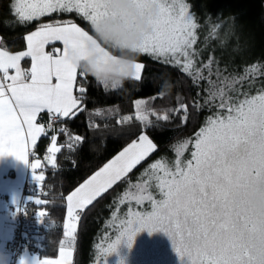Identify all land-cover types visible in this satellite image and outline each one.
<instances>
[{
  "label": "snow or ice",
  "instance_id": "obj_1",
  "mask_svg": "<svg viewBox=\"0 0 264 264\" xmlns=\"http://www.w3.org/2000/svg\"><path fill=\"white\" fill-rule=\"evenodd\" d=\"M138 2L141 7L151 3L158 8L151 21L152 31L145 36L138 54L178 67L197 86L206 82L204 105L216 111L192 137L173 145L174 160L162 157L154 161L133 182L130 174L158 147L146 131L155 126V110L147 106V101L134 102L140 135L65 197L59 258H38L35 264H73L83 214L124 181L128 187L119 204H127L128 208L117 226L118 234L104 250L105 257L117 253L122 243L131 249L137 234L146 230L150 235H167L182 264L185 258L188 264H264V211L249 205L252 193L264 194V86L255 94L244 90V82L251 87L250 77L254 80L264 72L250 65L243 74L226 75L218 67L213 69L211 56L206 63L199 62V52L194 48L198 24L186 0ZM14 5L19 24L53 13H76L92 27L107 15L104 0H14ZM25 40L26 50L15 53L0 43V155L14 156L28 165L39 190L45 176L38 171L41 160L29 159L34 155L29 146L35 149L38 140L49 137L51 132L44 159L55 165L56 154L65 147L74 151L73 142L83 141V137L70 132L66 122L74 120L86 107L83 101L87 88L77 86V81L79 77L87 83L89 76L78 70L69 52L78 51L83 57L90 45L106 56L108 52L97 44L93 34L72 22L42 24ZM56 42L62 44V49L46 51ZM25 58L30 59V68L22 67ZM134 67L133 80L140 81L145 65L136 61ZM74 91L81 95L78 97ZM164 96L161 88L152 99ZM193 106L197 110L201 107L199 102H193ZM167 111L183 112L181 126L188 122L187 104L180 103ZM42 113L48 114L47 126L39 122ZM130 119L126 116L117 123ZM162 119L168 121L169 116ZM56 124L58 128H54ZM61 134L65 144L58 145ZM190 145V158L185 159ZM31 199L38 206L45 203L39 198ZM145 204L147 208L142 207ZM44 215L38 214L41 218Z\"/></svg>",
  "mask_w": 264,
  "mask_h": 264
},
{
  "label": "trees",
  "instance_id": "obj_2",
  "mask_svg": "<svg viewBox=\"0 0 264 264\" xmlns=\"http://www.w3.org/2000/svg\"><path fill=\"white\" fill-rule=\"evenodd\" d=\"M186 2L198 24L197 43L194 48L199 52V62L206 63L211 56L214 61L213 69L218 67L226 75L243 74L250 65H257L264 72V0ZM14 7V0H0V43L12 51L25 49L26 34L46 21L74 20L92 32L90 22L76 13H53L30 23L19 24L16 22ZM137 60L145 65L141 73L142 79L128 81L121 89L105 90L104 86L90 76L87 83L78 77L77 86L83 84L87 88L83 101L86 107L74 120L66 122L70 130L83 137V141L76 147L74 163L62 164L63 148L57 154L56 164H47L44 167L45 180L39 190L37 184L28 185L25 194L35 241L28 249L38 255L56 257L59 254V241L63 238L66 214L65 197L140 135L141 123L135 119L134 102L146 98L147 106L155 110L156 116L152 117L155 126L147 128L146 131L158 147L130 174L133 182L154 161L162 157L169 161L174 160L173 145L192 137L213 113V109L209 110L204 105L206 82L201 81L197 86L178 67L161 63L151 55L137 54ZM165 80L171 81V92L163 98L152 99L160 92L161 84ZM250 81L251 87L248 81L244 82V90L255 94L257 88L264 86V75L256 76L254 80L250 77ZM75 94L78 97L81 95L79 92ZM177 97L180 98L179 101ZM193 102H199V110L193 106ZM180 103L188 105V122L183 126L180 123L183 112L174 114L167 111L177 108ZM46 115L42 114L40 120ZM164 115L169 116L168 121L162 119ZM126 116L132 119L117 123ZM157 117L160 119L157 120ZM58 127L59 124L54 125V128ZM51 134L50 132L49 137ZM49 137L38 140L37 155L45 153L50 143ZM58 139L61 143L65 142L63 134ZM190 149L191 146L184 154L185 159L190 158ZM127 187L126 181L118 183L83 214L79 223L73 264H104L105 259L106 264H116L119 258L127 255V250L124 249L127 246L124 243L119 246L117 253L108 257L103 255L108 243L118 234L117 226L125 218L128 205L119 204V199ZM30 194L45 203L35 205L32 197L28 198ZM117 207L120 208L119 212H116ZM142 207L147 208L148 205ZM40 212L45 213L42 218L38 216ZM38 220H42V223ZM130 254L128 255L133 256L134 253Z\"/></svg>",
  "mask_w": 264,
  "mask_h": 264
},
{
  "label": "clouds",
  "instance_id": "obj_3",
  "mask_svg": "<svg viewBox=\"0 0 264 264\" xmlns=\"http://www.w3.org/2000/svg\"><path fill=\"white\" fill-rule=\"evenodd\" d=\"M107 15L92 25L93 38L104 52L89 46L83 57L78 51H70L69 59L79 71L92 77L102 86L116 90L135 77L134 64L145 36L152 31L151 21L158 14L156 5L146 3L141 7L138 0H104ZM171 81L161 86L167 95ZM249 205L256 211H264V194L252 193Z\"/></svg>",
  "mask_w": 264,
  "mask_h": 264
},
{
  "label": "crops",
  "instance_id": "obj_4",
  "mask_svg": "<svg viewBox=\"0 0 264 264\" xmlns=\"http://www.w3.org/2000/svg\"><path fill=\"white\" fill-rule=\"evenodd\" d=\"M60 22L62 23L65 21H60ZM60 22L46 21L41 23L40 25L46 23H51L55 25V24H60ZM40 25H38L33 30L29 31L27 34L36 31ZM62 47L63 46L60 42H56L54 45L47 46L46 51H52L53 48L62 49ZM24 50H26V48L23 50H16V51L9 50V51L15 53ZM21 65L23 68H30L31 66L30 59L25 58L24 60L21 61ZM39 122H41L40 117H39ZM78 136L82 137L81 134ZM78 143L79 142H74L73 144L75 150ZM57 144L61 145V144H65V142L61 143L58 139ZM49 146L50 143L48 147ZM30 149H32L31 146H29V151ZM75 150L74 151L70 150L67 147L64 148V157L62 159V164L70 165L74 163ZM46 155H47V150L43 155H35L29 157L30 160H35L36 158H39L41 160V169H39L38 171H42L44 176H45L44 167L47 164H50L47 160L44 159ZM56 162H57V154H56ZM26 184L30 186H34L37 184V182L33 178V173L30 167L25 163H23L22 161L17 160L14 156L0 155V264H12L10 239L13 234L14 223H13V218L9 213V205L20 201V199L23 197V189ZM31 197H35V196L32 194L28 195V198ZM38 258L57 259L59 258V254L56 257H43L30 249H23L18 254L16 264H20L21 260L25 261V264H35V261Z\"/></svg>",
  "mask_w": 264,
  "mask_h": 264
},
{
  "label": "rangeland",
  "instance_id": "obj_5",
  "mask_svg": "<svg viewBox=\"0 0 264 264\" xmlns=\"http://www.w3.org/2000/svg\"><path fill=\"white\" fill-rule=\"evenodd\" d=\"M65 22L75 23L77 26L81 27L83 30L88 31L89 34H93L90 30L85 28L82 24H80L77 21L66 20ZM65 22H62V23L60 22V24H63ZM137 62H140V61L137 60ZM213 78H215V77H213ZM140 100L146 101V98L138 99V101H140ZM212 109H213V113H214L216 111V109L214 107ZM210 115H212V114H210ZM70 132L72 134H75V135H80V133L75 132L73 130H70ZM147 135H149V134L147 133ZM149 137H150V135H149ZM153 142H154V140H153ZM73 144H74V142H73ZM124 249L127 250V255L125 257L123 256L122 258H119V260L116 264H145V262H146V264H182L181 259L178 257L176 252L173 250L170 239L168 238L167 235H165L162 232H155V233H152L150 235L148 233V231H146V230L141 231L135 237V242H134L132 248L129 249L128 247H125ZM131 252L134 253L133 256H130V255H132V254H130ZM128 254H130V255H128ZM142 259L143 260L145 259V262ZM183 264H188L187 258L184 259Z\"/></svg>",
  "mask_w": 264,
  "mask_h": 264
},
{
  "label": "built area",
  "instance_id": "obj_6",
  "mask_svg": "<svg viewBox=\"0 0 264 264\" xmlns=\"http://www.w3.org/2000/svg\"><path fill=\"white\" fill-rule=\"evenodd\" d=\"M41 122L47 126L48 114ZM30 151L34 153L32 156L37 155L36 148L30 149ZM27 189L28 185L26 184L23 189V197L20 199V201L9 205V213L14 219L13 234L10 239L12 264H16L18 254L21 250L28 249L31 245L35 244V241L32 237L33 227L30 224L29 213L27 211L28 201L25 199Z\"/></svg>",
  "mask_w": 264,
  "mask_h": 264
}]
</instances>
